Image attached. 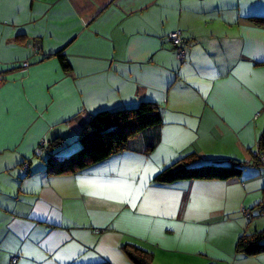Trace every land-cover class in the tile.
<instances>
[{"label":"crops","instance_id":"obj_1","mask_svg":"<svg viewBox=\"0 0 264 264\" xmlns=\"http://www.w3.org/2000/svg\"><path fill=\"white\" fill-rule=\"evenodd\" d=\"M252 18L264 0H0V264H133L123 244L152 264H264L235 248L264 230V23ZM141 102L162 121L138 143L50 173L91 116ZM178 161L243 170L152 181Z\"/></svg>","mask_w":264,"mask_h":264},{"label":"trees","instance_id":"obj_2","mask_svg":"<svg viewBox=\"0 0 264 264\" xmlns=\"http://www.w3.org/2000/svg\"><path fill=\"white\" fill-rule=\"evenodd\" d=\"M256 24L264 23L262 18H252ZM63 69L69 65L60 54ZM162 119L158 108L151 102H141L135 107L100 111L89 118L81 128L77 139L79 148L67 157L57 161L55 156L46 159L47 168L54 175H74L111 155L125 150L128 141L148 128L160 125ZM264 147V131L260 135L258 152ZM253 164L263 166L255 158ZM243 168L239 165L189 166L178 161L165 167L152 179L159 184H170L181 180H228L238 178ZM236 252L246 256L264 253V230L253 234H242L236 242ZM122 251L133 264H152L153 256L146 250L132 244H123ZM107 264V263H100Z\"/></svg>","mask_w":264,"mask_h":264},{"label":"built area","instance_id":"obj_3","mask_svg":"<svg viewBox=\"0 0 264 264\" xmlns=\"http://www.w3.org/2000/svg\"><path fill=\"white\" fill-rule=\"evenodd\" d=\"M167 38L170 41V44H171L173 51L176 54L177 58L180 60H184L186 48H185L184 39L182 37L181 32L179 30L173 31V32L168 34ZM24 66H27V63H25ZM253 158H255L258 162H260L264 166V155L262 153L255 151L253 153ZM27 169H28V166H27V164H25L23 166V171L27 172ZM257 212H258V215L256 216L257 218L264 216V203H262L258 206ZM242 214L246 217H250V215L247 212H242ZM17 262H18V257L13 256L10 259L8 264H17Z\"/></svg>","mask_w":264,"mask_h":264},{"label":"rangeland","instance_id":"obj_4","mask_svg":"<svg viewBox=\"0 0 264 264\" xmlns=\"http://www.w3.org/2000/svg\"><path fill=\"white\" fill-rule=\"evenodd\" d=\"M141 133H142V132H141ZM141 133H140L138 136H140V135H141ZM139 138H141V137H137V135H136V137H135V142H137V143H138V139H139ZM133 139H134V137H133ZM133 139L131 138V140H129V141H128V144H130V143H131V141H132ZM74 150H75V149H74ZM74 150H73V151H74ZM68 155H70V154H68Z\"/></svg>","mask_w":264,"mask_h":264}]
</instances>
